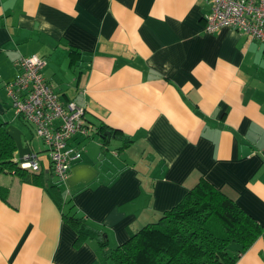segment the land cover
I'll list each match as a JSON object with an SVG mask.
<instances>
[{
    "label": "crops",
    "instance_id": "obj_1",
    "mask_svg": "<svg viewBox=\"0 0 264 264\" xmlns=\"http://www.w3.org/2000/svg\"><path fill=\"white\" fill-rule=\"evenodd\" d=\"M208 11L207 0H0V123L22 131L51 185L0 173V264H114L108 249L199 180L263 227L234 264H264V44L208 33ZM33 53L91 125L63 182L4 87Z\"/></svg>",
    "mask_w": 264,
    "mask_h": 264
},
{
    "label": "trees",
    "instance_id": "obj_2",
    "mask_svg": "<svg viewBox=\"0 0 264 264\" xmlns=\"http://www.w3.org/2000/svg\"><path fill=\"white\" fill-rule=\"evenodd\" d=\"M70 54L80 53L70 48ZM6 126L0 123V173L14 172L26 181L51 186L43 172L21 168L14 162L16 145L6 133ZM66 217L81 222L74 214ZM79 233L94 234V230L81 226ZM262 234L263 227L232 198L199 180L156 221L108 249L107 259L114 264H234ZM102 245L106 246L105 239ZM234 248L238 249L233 254Z\"/></svg>",
    "mask_w": 264,
    "mask_h": 264
},
{
    "label": "built area",
    "instance_id": "obj_3",
    "mask_svg": "<svg viewBox=\"0 0 264 264\" xmlns=\"http://www.w3.org/2000/svg\"><path fill=\"white\" fill-rule=\"evenodd\" d=\"M205 30L214 33L230 27L264 44V0H207ZM45 58L37 53L21 55L15 60V75L5 84L10 106L44 143L51 170L57 181L63 182L71 165L82 156L81 147L73 138L90 135L86 121V106L75 100L63 103L43 74ZM93 131V128H92ZM21 168L38 172L41 165L37 155L13 157Z\"/></svg>",
    "mask_w": 264,
    "mask_h": 264
},
{
    "label": "water",
    "instance_id": "obj_4",
    "mask_svg": "<svg viewBox=\"0 0 264 264\" xmlns=\"http://www.w3.org/2000/svg\"><path fill=\"white\" fill-rule=\"evenodd\" d=\"M5 131L14 140L20 157L27 154H33L31 148L23 142L22 131L18 127L13 124H8Z\"/></svg>",
    "mask_w": 264,
    "mask_h": 264
},
{
    "label": "rangeland",
    "instance_id": "obj_5",
    "mask_svg": "<svg viewBox=\"0 0 264 264\" xmlns=\"http://www.w3.org/2000/svg\"><path fill=\"white\" fill-rule=\"evenodd\" d=\"M28 126H29V128H32V126H30L29 124H28ZM55 177V176H54ZM56 179V178H55ZM57 180V179H56ZM232 245H235V246H237L236 244H231V246Z\"/></svg>",
    "mask_w": 264,
    "mask_h": 264
}]
</instances>
